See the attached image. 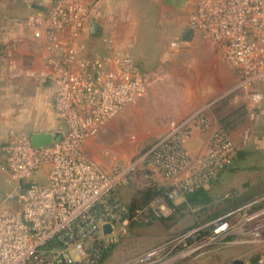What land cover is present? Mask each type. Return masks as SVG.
<instances>
[{
    "label": "built area",
    "instance_id": "obj_1",
    "mask_svg": "<svg viewBox=\"0 0 264 264\" xmlns=\"http://www.w3.org/2000/svg\"><path fill=\"white\" fill-rule=\"evenodd\" d=\"M100 1L51 0L45 15L30 21L33 37L45 49L38 79L61 127L48 146L34 148L30 137L11 132L0 147L13 187L0 197V264H109L103 255L130 232L122 186L136 179L137 188L164 187V197L174 202L216 181L235 157L230 136L212 129L202 107L172 121L125 165L105 170L87 158L84 141L139 100L156 79L109 34L95 39L100 50L89 52L81 42ZM188 28L212 43L236 71L237 83L225 95L240 93L264 103V92L255 89L264 82V0H196ZM196 133L209 136L193 154L189 142ZM162 199L150 204L156 216L167 209ZM263 200L264 195L114 264H191L235 245L254 246L256 255L228 264H264V207L250 212Z\"/></svg>",
    "mask_w": 264,
    "mask_h": 264
},
{
    "label": "rangeland",
    "instance_id": "obj_2",
    "mask_svg": "<svg viewBox=\"0 0 264 264\" xmlns=\"http://www.w3.org/2000/svg\"><path fill=\"white\" fill-rule=\"evenodd\" d=\"M193 4L194 2L187 4L181 11L167 5L166 13L160 16L156 13H144L145 6L137 7L140 12L133 15L135 27L127 28L130 41L135 43L130 49L137 52L138 57L143 58V60L140 58L135 60L141 69L154 74L156 79L139 100L124 107L94 135L84 141L82 145L84 154L103 169L108 170L113 166L125 165L134 155L160 137L172 121L180 120L202 107H207L209 118L215 121L218 127L221 115L232 107L233 97L242 96L240 93L235 96L225 95L235 87V74L233 69L220 58L212 44L198 37L188 42L182 41V38L162 37L163 34L168 35L170 29L161 30V21L167 22L168 18L174 16L188 17ZM171 42H179V47L171 48ZM129 54L132 55L130 52ZM33 78L37 84L40 83L37 75ZM245 128L246 125H241L233 138L230 135L233 145L234 138L235 141L240 138ZM262 164L264 160L256 161L250 158L247 161V165L250 166ZM235 165V162L232 163L230 169H233ZM251 175L253 177L255 174ZM246 179L242 173H233L223 178L221 184L211 193L217 195L215 196L217 200L221 196L222 199L237 201L248 194V190L241 188L242 182ZM135 183L136 179L119 189L120 198L125 204L130 203L136 191ZM232 187L237 191L236 195H229ZM261 194L264 195V193ZM259 195L248 201L260 197ZM225 204L214 203L204 208L200 215L205 218L215 210L222 209L226 206ZM263 207L264 200L251 207L250 212ZM198 214L199 212L196 211L181 212L174 214L173 218L158 219L148 226L131 229L129 235L121 239L109 253L108 263L114 264L164 243L169 238L194 226L195 216ZM169 215L168 209L159 213L162 217H169ZM219 253H223L226 259L241 255L254 257L256 249L254 246L235 245ZM196 262L198 260L191 264Z\"/></svg>",
    "mask_w": 264,
    "mask_h": 264
},
{
    "label": "crops",
    "instance_id": "obj_3",
    "mask_svg": "<svg viewBox=\"0 0 264 264\" xmlns=\"http://www.w3.org/2000/svg\"><path fill=\"white\" fill-rule=\"evenodd\" d=\"M50 1L0 0V147L11 132L30 137L34 133H55L61 127L60 121L49 106L45 86L39 82L37 84L33 78L35 75L38 78L44 68L45 49L43 42L33 37L30 21L33 18L43 17ZM164 1L101 0L94 11L93 18L102 26L103 32L112 37L119 50L128 52L127 54L130 52L133 56L129 55L134 60L139 58L143 60L142 57H138L137 52L130 49L135 43L130 41L127 28L134 29L133 15L140 12L137 9L139 6H145L146 9L143 12L146 14L156 13L158 16L165 14L167 5ZM195 1L190 13L194 9ZM188 17L174 16L168 18L167 22L161 21V30L170 29V33L163 34L162 37L182 38L184 31L188 29ZM120 30L123 32H119ZM197 37L205 41L195 32H192L191 39L188 41L195 40ZM80 40L87 45L89 52L100 50L99 41L90 38L88 28L85 29ZM234 74L236 85V71ZM255 89L264 92V82L258 84ZM231 104L229 111L221 116L234 111L230 129L232 138L241 125H246L242 136L236 141L234 138L235 150L240 153L236 155L234 161L236 165L233 169L223 170L219 176L220 179L209 188L215 203H226L225 205L244 201L247 203L254 196L264 193V164L247 165L250 158L256 161L264 160V103H253L243 96H238L231 101ZM211 123L212 129L217 128L215 121L212 120ZM208 136L209 133L194 134L189 142V150L193 154L201 152ZM236 172L246 176L247 179L242 182L241 188L248 190V194L237 201L225 200L221 196L217 200L215 198L217 195L212 194L211 191L221 184L223 178ZM251 174L255 175L252 177ZM12 188L0 161V197ZM230 193L236 195L237 191L232 187ZM182 201L183 198L173 203L179 204ZM229 258L226 259L223 253L211 254L199 259L195 264H228L236 257Z\"/></svg>",
    "mask_w": 264,
    "mask_h": 264
},
{
    "label": "trees",
    "instance_id": "obj_4",
    "mask_svg": "<svg viewBox=\"0 0 264 264\" xmlns=\"http://www.w3.org/2000/svg\"><path fill=\"white\" fill-rule=\"evenodd\" d=\"M238 94L239 93H231L229 94V96H235ZM233 113L234 111L229 112L225 116H222L219 118L218 127L225 134L229 136H230V129L232 127V122H233V120H231ZM238 153L240 152H237V151L235 152V157L233 161L228 166H226L223 170L230 169V165L234 163L236 155ZM214 183H216V181H213L209 183L208 185L197 189L196 191L185 194L183 197V201L179 204H174L172 201L164 197V192L166 190V188L164 187H158L157 185H153V184L145 186V187H139V188L136 187V191L133 197L131 198L130 203L126 204L128 211H129V218H130L129 229L131 230L136 227L148 226L152 224L155 220L170 219V218H173L172 216L174 214L181 213V212H189V211L199 212V214L195 216L196 224L192 227H196L199 225H206L218 219L219 217H222L224 214L229 212L231 209L237 208L246 203V201H244L243 203H238V204H227L222 209H217L213 213L203 218V216L200 215V212H203L202 210L204 208L208 206H212L215 203V200L209 191L210 186H212ZM229 195H232V193H229ZM261 195L262 194H260L259 196ZM160 199L163 200L166 208L170 210L169 217H162V216L154 215V211L151 208L150 204ZM225 200H229V199H225ZM215 204L217 205V203ZM137 211L139 213H136ZM188 229H185L184 231L178 233L175 236L185 233ZM114 246L115 245H112L111 247H109V249L107 250L108 252L105 253L103 257H107L109 253L112 251V249L114 248Z\"/></svg>",
    "mask_w": 264,
    "mask_h": 264
},
{
    "label": "water",
    "instance_id": "obj_5",
    "mask_svg": "<svg viewBox=\"0 0 264 264\" xmlns=\"http://www.w3.org/2000/svg\"><path fill=\"white\" fill-rule=\"evenodd\" d=\"M195 0H165L164 4L173 7L177 11H181L187 4L194 2ZM89 35L91 39H98L103 34L102 26L92 20L88 25ZM192 30L186 29L182 35L183 41H188L191 39ZM58 138V135L52 133H34L30 136L31 146L34 148L44 147L50 145L54 140ZM105 232H110V226H104ZM233 264H240V262H235Z\"/></svg>",
    "mask_w": 264,
    "mask_h": 264
}]
</instances>
